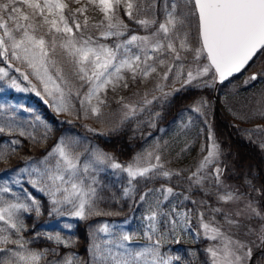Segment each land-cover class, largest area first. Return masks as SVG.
<instances>
[{"label":"snow or ice","instance_id":"6c2138e0","mask_svg":"<svg viewBox=\"0 0 264 264\" xmlns=\"http://www.w3.org/2000/svg\"><path fill=\"white\" fill-rule=\"evenodd\" d=\"M90 11L100 13L101 19L94 21L89 15ZM129 22L140 26L147 34L141 35L132 30ZM109 38L117 42H100L101 39ZM259 55H264V0H0V59L7 62L8 67H14L12 61L23 65L24 71L20 67L15 70L30 84V75L39 82L43 92L37 90L36 84H32L31 91L38 96L42 95L44 102L57 114H75L79 118V111L74 113L76 104L73 100H76L84 117L91 115L99 119L103 115V108L109 103L111 92L115 103L122 109L121 124L147 112L149 125L154 126V120L160 113L152 111L149 106L154 102L166 101L172 95L164 91L165 85L162 82H181L182 87H210L212 84L209 81L219 80L223 83L234 74L246 70ZM0 75L7 76V70L0 67ZM203 77L208 78L203 84L193 83ZM257 79V74H253L246 83ZM151 81H155L154 90L160 91L161 96L153 95L148 99V93L144 92L142 101L129 103L125 96L119 95L121 90H129L132 85ZM12 84L16 85L14 79ZM206 106L207 101L201 100L193 111L203 115ZM0 108L3 106L0 105ZM35 120L41 122V117L37 115ZM41 123L43 132L34 134L21 130L11 120H5L0 125V133L18 131L21 137L27 136L35 147H39L51 132L47 123ZM205 123L208 121L205 120ZM257 130L264 132V126H258ZM207 140L208 146H201V151L207 154L186 178L190 187L195 184L203 190L211 183L216 187L220 201L239 200L241 197L235 192H220L225 168L221 166L220 146L215 141L211 127L208 128ZM20 143L19 139H12L0 151V161L7 162L16 151L14 146ZM77 145V140L62 137L37 162L20 169L21 172L37 175L36 179H30L28 183L51 197L54 212L67 211L80 219L109 214L98 207V201L103 197L93 186L94 178L92 183H88L91 173L96 170L95 165L108 164L113 169L126 172L130 178L129 184L137 178L151 180L159 176L171 178L182 175L181 171L173 172L165 168L167 161L158 151L159 144L151 151L138 154L127 165L116 162L113 156L102 150L94 149L88 162L82 166V153L78 151ZM36 163L42 167L35 166ZM247 183L251 185V181ZM10 191L7 186L0 187V193ZM161 191L163 199L157 197L143 218L147 221L143 231L146 238L144 246H128L134 241L136 233L120 232L100 242H97L99 237L94 234L90 247L94 264H170L173 257L162 255L161 246L170 237L175 238V243H180L177 230H185L193 214L198 216L207 238L221 241L222 247L207 249L212 264H243L245 260L252 259V247L234 240L222 232L220 227L204 222L205 214L199 208L188 209L181 214L173 206L171 211L165 212L161 204L174 194L172 187L149 188L140 194L139 200L144 202L149 195ZM253 191L261 192L255 187ZM129 194L130 189H125L124 195ZM26 197L31 199V205L16 203L0 195V222L6 226L0 227V233H8L9 229H13L17 235L21 234L25 229L18 216L21 210H34L37 215L40 214V202L27 192ZM183 198L191 200L188 195ZM191 203L206 205L203 200H191ZM246 208L251 213L247 219L261 221L258 232L249 228L247 234H255L259 240L256 247L264 248V211L251 200ZM212 211L221 213L220 208ZM235 215L242 216L243 211ZM222 216L224 223L240 227V220L227 213H222ZM98 232L107 234L110 229L105 224ZM48 239L53 237L49 236ZM55 240L65 247L71 243L62 240L59 235ZM27 243L22 239H12L10 234L0 235V244L16 245L25 250L0 248V253H10L0 259V264H39L48 254L47 250H27ZM52 255H57L54 249ZM175 259L179 260L180 257ZM50 264L83 262L65 256Z\"/></svg>","mask_w":264,"mask_h":264},{"label":"trees","instance_id":"16d2710c","mask_svg":"<svg viewBox=\"0 0 264 264\" xmlns=\"http://www.w3.org/2000/svg\"><path fill=\"white\" fill-rule=\"evenodd\" d=\"M124 19L127 22V18L124 17ZM129 23L131 27L135 25ZM102 41L107 43L111 39ZM0 64L8 65L5 61H1ZM252 69H258L260 72L256 81L251 84H244V73L232 78L227 83L219 86L217 102L214 101L213 87H193L171 96L170 100L165 101L166 105L163 109L160 124L171 128L170 122L176 118L178 112L196 105L201 100L207 101L206 113L212 120L213 133L222 154L220 163L225 168L222 178L225 177L227 180L236 183L237 187L240 188V194L243 195L256 193L253 191V187L260 189L259 196L264 201V195H262L264 193V149L261 147V140L253 131L248 129L252 125L264 124V115L255 112L258 102H260L258 107H264L262 106L264 103V55L258 56ZM11 72L12 75H16L15 71L12 70ZM21 77L23 76L21 75ZM5 86V82L1 81L0 105L3 108H0V125L5 120H11L21 130L35 134L36 132H43L44 129L41 123L43 122L47 123L51 128V132L47 140L39 147H35L32 140L27 136L21 137L18 131L0 133V151L7 147L12 139L21 141L20 145L14 146L16 151L9 156L7 162L0 161V187L7 186L11 189L9 193H0V195L16 203L31 205V199L26 197L27 192L32 198L40 202L39 215L34 210L30 212L21 210L18 213L25 225V229L20 235H17L13 229H9L8 233H0V235L10 234L12 239L28 241L26 248L30 251L44 252L47 250L48 254L42 258L39 264H50L54 260H62L65 256L78 258L83 264H94L93 253L90 251L92 244L90 230L97 224L96 222H101V219L109 222L116 221L112 236L120 232L136 233L134 241L128 246L143 247L146 240L143 236L147 224V221L143 219L146 216V210L144 207L137 205L138 200H136L142 191L140 193L138 191L132 198L125 196L124 191L129 187V180H126L125 176H118L113 171L100 172L94 183L97 192L103 197L98 201V207L102 212L109 214L92 215L88 219H80L70 215L67 211H52L53 205L50 197L28 183L30 179H36L37 175L20 171L21 168L29 167L33 162H37L43 157L46 150H50L60 138L67 134H73L79 138L85 137L93 144H97L102 149L114 154L120 162L127 161L142 148L145 141L143 135L137 134L133 120H126L123 124H114L113 117L115 116L113 114L116 112L114 106L117 107L118 105L110 98L108 105L103 108V115L99 119L91 115L87 118L84 117L82 110L79 109L78 102L73 100V103L76 104L74 113L79 111V118L73 114L68 117L74 121L64 120L53 115L46 107L43 99L37 94L25 91L17 92L14 89L3 90ZM37 115L41 117V122L35 120ZM83 120L100 122V128L94 133L88 132L82 124ZM199 128L198 125L194 124V127L185 130L186 133H191V136H184L185 139L181 143L186 141L191 143L186 152L179 151L183 152L181 157L185 155L184 157L190 159L186 164L187 167L181 171V176L155 180L145 179L143 182L138 180L136 185L140 184L141 190H144L152 185L163 183L182 190L183 194L186 193L190 198L193 196L198 201H206L204 206L190 204L193 209L197 207L206 211L207 207L213 209L215 205L213 200L215 199L212 196L214 195H205L206 192L210 193L213 185L209 183L201 190L195 184L190 187L186 179L192 171V165L194 166L195 162L201 157L200 149L203 140ZM261 134L264 135V132ZM190 161H192V165L189 164V166ZM35 166L42 167L38 163ZM248 181H251V185L247 183ZM247 195L253 199L251 194ZM64 207L68 208L67 206ZM0 225L6 227L3 223H0ZM177 232L181 243L187 242L191 245L193 253L190 264H212L207 252V240L193 243L184 231L179 229ZM57 235L64 241H70V245L65 247L62 243L58 244L55 240ZM49 236H52L53 239H48ZM174 240L175 238L170 237L162 244V255L167 252L170 243ZM3 247L25 251L16 245L0 244V248ZM53 249L57 253L56 256L52 255ZM172 252L175 251L172 250ZM7 255H10V253H0V259ZM263 255L264 253L261 255L256 254L255 259H257L256 257L264 259Z\"/></svg>","mask_w":264,"mask_h":264},{"label":"rangeland","instance_id":"374dc122","mask_svg":"<svg viewBox=\"0 0 264 264\" xmlns=\"http://www.w3.org/2000/svg\"><path fill=\"white\" fill-rule=\"evenodd\" d=\"M89 15L93 18L94 21H99L101 19V14L96 12V11H90ZM160 18L161 19L163 18L162 14H161ZM130 28L132 30L138 32L141 35L147 34L145 32V30L142 29L138 25H134L132 27L130 26ZM194 29L195 28L193 27V33H195ZM109 39H111L110 42H107L109 44L117 42V41H115L114 38H109ZM120 39H123V38H120ZM102 40L103 39H101L100 42L105 43V41H102ZM1 61H3V60L0 59V62ZM189 61H191V56H189ZM12 63L14 65V67H8V65L5 66V65L0 64V67L5 68L8 72L7 76L0 75V82L4 81L6 84V86L3 88V90L14 89L17 92H24L25 90H23V89H28L25 92L36 93L34 91H31L32 84H36L37 90L43 92L42 86L39 84V82L33 76H31V75L29 76V80H31L32 84H30L29 81L25 80V79H24V84H23L22 81L20 80L19 76H18V75H21L20 72H17L18 75H12L11 74L12 73L11 71L13 70L12 68L16 69V67H20L22 71L25 70L24 66L21 65L18 61H13ZM186 66H187V62H186ZM253 73H256L258 76L260 75V72L258 69L248 71L243 76V79H244L243 83L244 84L246 83V81H248V78ZM241 74L242 73H239L238 75H241ZM13 79L16 81L15 86L12 84ZM205 80H208V78L203 77L198 81H194L193 83L194 84H203V82ZM162 83H164V85H165L164 91L165 92H171L172 93L171 96H173L179 92L180 93L184 92V91L194 87L191 85L182 87L181 82L173 83V82L169 81V82H162ZM209 83L212 84V86H210V87L214 86V82L209 81ZM251 83H253V81L249 82V84H251ZM200 88H205V87L200 86ZM154 89H155V81H151V82H147V83H140L138 86L132 85L129 90H121L119 92V95L125 96L129 103H136V102L142 101V97H143L144 92L148 93V99H151L153 95H156V96L162 95V93L160 91H155ZM174 89H178L179 91H174ZM135 93H139V95H136ZM171 96H169L166 101L170 100ZM42 98L44 99L43 96H42ZM109 98L115 102V100L113 99V94L111 92L109 93ZM49 101L51 102L50 98H49ZM93 103H95V101H93ZM165 105H166L165 101L162 100L159 102H154L153 105L149 106V108L152 111L160 113V116L154 120V126L149 125L150 117L148 116L147 112L139 114L135 118L130 119V120H133L132 122L134 123V128L136 129L137 134L143 135L145 137V141H144L142 148L132 157L131 160L126 161V162L118 161L116 159V157L114 156V154L109 153L106 150L99 148L98 146L94 145L91 141H89L85 137L79 138L78 136H74L73 134H67L64 137L65 138H72V139L78 141L77 149H78V151H80L82 153V155L84 154L83 156L81 155V166L83 165V163L88 162V160L90 159V153L94 149L102 150L103 152L108 153L111 156H113L115 158L116 162H118L122 165H127V164L131 163L133 161L134 157H136L138 154L144 153L145 151H151L156 147L157 144H159L160 148L158 149V151L162 155L163 159L165 161H167V163L165 164V168L168 170H171L173 172L182 171L187 167L186 164L190 159L189 157H184L185 155L183 157H181L182 156L181 154H183V152L187 151V148H189V145L191 143L189 141L181 143L185 139L184 136H186V135L188 137L191 136V133H186L185 130H188V128L194 127V124L198 125L200 127L199 130H200V134H201V139L203 140V142L201 143V146L203 145V146L207 147L209 144V141L207 140L208 128L211 127L212 132H213V129H212V120H210V118L207 116V113H206L208 103H207V106L205 108L203 115L193 111V108L195 105L192 107L183 109L180 112H178L176 118H174L170 122V124L172 125L171 128H168L167 126H162L160 124V120L163 117V109H164ZM48 106H49V104H48ZM258 106H260V102H258ZM258 106L256 107L255 112L262 115L261 113H264V107H258ZM262 106H264V103ZM49 108L54 114H56L60 117H63V118L66 117L67 120L74 121L73 119H70L68 117L70 115H68L66 113L57 114L53 110L52 107L49 106ZM114 108H115L114 110L116 112L113 114L115 116V117H113V120H114L113 122H114V124H121L120 120H121V116H122V109L120 108L119 105L117 107L114 106ZM130 120H128V121H130ZM205 120L208 121L207 124L205 123ZM176 122L179 124V126ZM82 124L86 127L88 132H93V133L96 132L100 128V125H101L100 122L99 123L93 122L91 120H83ZM258 126H264V124L252 125V126H249L248 129L253 131L254 134L257 135V137L261 140L260 143L262 145H264V135L261 134L262 132L257 130ZM89 129H94V131H89ZM215 141H216V143H218L216 138H215ZM178 142H180V143H178ZM262 145H261V147H262ZM262 149H264V147H262ZM179 150H181L183 152H181ZM200 154H201V157L195 162L194 166L191 163L192 161H190L188 163V165L189 164L192 165V167H193V168L191 167L192 171H195L198 163L203 158V156L207 154V152L201 151ZM94 167L96 170L91 173V176L88 178V183H92V179L96 177L97 173H99L100 171H103V170H113V172H115L119 176H127L126 180L130 179L126 172H124L120 169H113L108 164L95 165ZM250 171H251V169H250ZM191 172L189 173V175H191ZM163 178H165V177L159 176V177L152 178V180L163 179ZM178 179H179V177H178ZM138 180H141L140 182H143L145 180V178H137V180L132 181V183L129 184V187L126 188V189H130V194L128 196H130L131 198L134 197L138 191H139V193L141 191H142L141 193H144V192H147V190L149 188L161 189L162 186H163V188L171 187V186L163 184V183H158L157 185H152L150 187L145 188L144 190H141L140 184L136 185ZM221 180H222V184H223V187L220 188L221 193H223L225 190L232 191V192H235L238 195H240L241 198L239 200H232L229 202L220 201L218 199L217 194H216V187L213 186L212 190L209 189L210 195L211 196L214 195V196H212V198L215 199V200H213V203L215 204L213 206V209L220 208L221 213H220V217H219V213L211 211L212 208L207 207V211L203 210V209H199L200 211H203L205 214L204 222L210 223L213 226L220 227L222 232H224L228 236H231L234 240H239L241 242H244L245 244H247L248 246H250L254 249L255 246L257 244H259V240L257 239L255 234H247V233H248L249 228L255 229L258 232L260 229L261 221L259 219H251V220L247 219V217L249 215H251V213H250V210L246 208V204L251 199H249L247 197V195L240 194V188L237 187L236 183L227 180L225 177H223V178L221 177ZM172 188L174 189V194L169 196L168 201H164L161 204V208L165 212H168V211H171L173 206H175L181 214L183 212L187 211L188 209H193V207L190 206V204H192L190 202H191V200L198 201V199L192 196L191 200H184L183 197H184V195H187V194L186 193L183 194L182 190L175 189L174 187H172ZM254 192H256V191H254ZM259 193L258 192L253 193L255 200L254 201L251 200L253 202V204L257 207H259L258 201H260V202L262 201V198H260ZM157 197H159L162 200L163 199V192L162 191L161 192H154L152 195H149L147 200L144 202L140 201L139 197H138L136 199V200H138L137 205L144 207V209L146 210V215H147L149 206L154 205ZM50 199H51V197H50ZM67 207L70 208V206H67ZM238 211H243V215L242 216H236L235 214ZM222 213H227L230 217L240 220V227H234V226H230V225L224 223ZM180 220H181V223H183L182 215L180 216ZM0 223H2V222H0ZM96 223L97 224L93 227V229L90 230L91 242L93 243L94 234L99 237V240L97 242L107 240V239H111L113 229L116 227V221H110L109 222V221L101 219V222H96ZM105 224L108 225L110 232L107 234L98 232V229L101 228ZM0 227H1V225H0ZM183 231L186 233V236L189 237L190 240H192L193 243H198V242L207 240V242H208L207 249H209L211 247H222L220 239L212 240V239L207 238L204 235V230L200 226V220H199L198 216L195 214H193L191 217L190 225H187L185 230H183ZM104 247H107V245H104ZM233 247L235 248V245H233ZM172 250H174L175 252L173 253ZM191 250H192L191 245L187 244V242L186 243H181V242L175 243L173 241L172 243H170V246H169L167 252L163 255L166 258L169 256L173 257V259L170 261V264H172V263H174V264H190V260H191L192 253H193V251H191ZM241 254H242V252H241ZM208 255L212 261L211 255L209 253H208ZM177 256L180 257L179 260L175 259V257H177ZM256 258L257 259H254V261H252V264H264L263 258L262 259H258V257H256ZM243 264H249V261L245 260L243 262Z\"/></svg>","mask_w":264,"mask_h":264},{"label":"water","instance_id":"95a60500","mask_svg":"<svg viewBox=\"0 0 264 264\" xmlns=\"http://www.w3.org/2000/svg\"><path fill=\"white\" fill-rule=\"evenodd\" d=\"M251 63V62H250ZM243 71V70H242ZM241 71V72H242ZM240 72V73H241ZM239 73H236V74H234L232 77H234V76H236V75H238ZM231 77H229L227 80H229ZM227 80H225L224 82H226ZM223 82V83H224ZM220 84H222L221 82H219V80H216V84H215V98H217V96H216V90L218 89V86L220 85Z\"/></svg>","mask_w":264,"mask_h":264},{"label":"bare ground","instance_id":"6f19581e","mask_svg":"<svg viewBox=\"0 0 264 264\" xmlns=\"http://www.w3.org/2000/svg\"><path fill=\"white\" fill-rule=\"evenodd\" d=\"M134 155H135V154H134ZM134 155H133V156H134ZM133 156H132V157H133ZM132 157H131L129 160H131V159H132ZM129 160H127V161H129ZM124 162H126V161H124Z\"/></svg>","mask_w":264,"mask_h":264},{"label":"flooded vegetation","instance_id":"af4514ba","mask_svg":"<svg viewBox=\"0 0 264 264\" xmlns=\"http://www.w3.org/2000/svg\"><path fill=\"white\" fill-rule=\"evenodd\" d=\"M259 250H262V251H264V249H262V248H259Z\"/></svg>","mask_w":264,"mask_h":264}]
</instances>
